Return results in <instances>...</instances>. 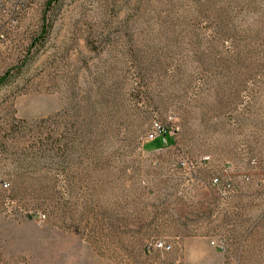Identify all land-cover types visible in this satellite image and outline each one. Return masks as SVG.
I'll use <instances>...</instances> for the list:
<instances>
[{
  "label": "rangeland",
  "instance_id": "374dc122",
  "mask_svg": "<svg viewBox=\"0 0 264 264\" xmlns=\"http://www.w3.org/2000/svg\"><path fill=\"white\" fill-rule=\"evenodd\" d=\"M1 77L0 264H264V0H0Z\"/></svg>",
  "mask_w": 264,
  "mask_h": 264
},
{
  "label": "crops",
  "instance_id": "0c3cea01",
  "mask_svg": "<svg viewBox=\"0 0 264 264\" xmlns=\"http://www.w3.org/2000/svg\"><path fill=\"white\" fill-rule=\"evenodd\" d=\"M254 225H256L255 230L259 231V233H263L264 231V215H260L258 217H255L254 215H244L243 217H239L238 222L235 223V233L239 235H246L249 231L253 230ZM247 242V241H246ZM245 239L242 238L240 240V249H247L248 246L244 245ZM263 244V243H262ZM228 245V244H227ZM260 248L264 250V245H261ZM228 249L231 250L232 248L230 245H228ZM215 255L218 260V263L225 264H244V255H236L230 253V251L226 254L221 253L216 247H215ZM223 256V257H222ZM195 261L199 264H208L209 261L203 257L196 258Z\"/></svg>",
  "mask_w": 264,
  "mask_h": 264
},
{
  "label": "built area",
  "instance_id": "2783aa9c",
  "mask_svg": "<svg viewBox=\"0 0 264 264\" xmlns=\"http://www.w3.org/2000/svg\"><path fill=\"white\" fill-rule=\"evenodd\" d=\"M213 182L216 185L220 184V180L218 178H215ZM5 186H7V185H5ZM226 186H227V188H230L231 187V184L228 183ZM211 243L221 253H223V254L228 253V245H227V242H226V240L224 238H220V239H217V240H213ZM154 246L156 248H158V249H160L162 251H166V252H168V251H170L172 249L171 243H168L165 240H159V241L155 242Z\"/></svg>",
  "mask_w": 264,
  "mask_h": 264
},
{
  "label": "trees",
  "instance_id": "16d2710c",
  "mask_svg": "<svg viewBox=\"0 0 264 264\" xmlns=\"http://www.w3.org/2000/svg\"><path fill=\"white\" fill-rule=\"evenodd\" d=\"M7 77H1L0 78V84L3 83L6 80Z\"/></svg>",
  "mask_w": 264,
  "mask_h": 264
},
{
  "label": "water",
  "instance_id": "95a60500",
  "mask_svg": "<svg viewBox=\"0 0 264 264\" xmlns=\"http://www.w3.org/2000/svg\"><path fill=\"white\" fill-rule=\"evenodd\" d=\"M30 218H32V216H30Z\"/></svg>",
  "mask_w": 264,
  "mask_h": 264
}]
</instances>
